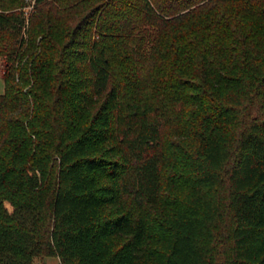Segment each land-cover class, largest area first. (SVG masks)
<instances>
[{"label":"trees","instance_id":"obj_1","mask_svg":"<svg viewBox=\"0 0 264 264\" xmlns=\"http://www.w3.org/2000/svg\"><path fill=\"white\" fill-rule=\"evenodd\" d=\"M0 0V264H264V0Z\"/></svg>","mask_w":264,"mask_h":264},{"label":"rangeland","instance_id":"obj_2","mask_svg":"<svg viewBox=\"0 0 264 264\" xmlns=\"http://www.w3.org/2000/svg\"><path fill=\"white\" fill-rule=\"evenodd\" d=\"M4 60L0 58V94L5 91V82L3 79ZM33 264H61L57 256H40L36 257Z\"/></svg>","mask_w":264,"mask_h":264},{"label":"built area","instance_id":"obj_3","mask_svg":"<svg viewBox=\"0 0 264 264\" xmlns=\"http://www.w3.org/2000/svg\"><path fill=\"white\" fill-rule=\"evenodd\" d=\"M33 6H34V0L32 1V4L29 5V6L26 8V13H27V15L29 14V12H30V10L33 8Z\"/></svg>","mask_w":264,"mask_h":264}]
</instances>
